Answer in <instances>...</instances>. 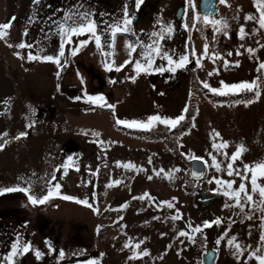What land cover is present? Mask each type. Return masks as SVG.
<instances>
[{
  "label": "rangeland",
  "instance_id": "1",
  "mask_svg": "<svg viewBox=\"0 0 264 264\" xmlns=\"http://www.w3.org/2000/svg\"><path fill=\"white\" fill-rule=\"evenodd\" d=\"M152 3L155 9L144 19L137 18L135 10L148 9ZM227 3L231 7L215 0V11L208 14L199 10L198 0H141L139 7L137 0H39L38 4L0 0V24L15 17L10 34L0 40V143L8 141L0 150V189L30 188L36 196H43L55 175L53 183L62 185V195L92 205L55 196L45 204L33 205L22 191L0 195V264H202L208 249L214 252L212 264H257L248 255L257 248L264 251L260 242L264 213H251L247 207L243 213L236 207L225 208V203L234 202L221 194L223 188L216 191L217 183H209L214 177L234 180L238 188L241 178L227 175L229 161L222 153L231 156L241 144L247 151L234 168L242 170L244 164L264 161V70L257 71L264 63V29L257 31L258 23L245 19L249 14L259 16L254 0ZM178 4L182 13L176 18ZM69 13L90 14L102 48L96 47L90 34L73 36L72 43H67L60 26ZM197 16L200 22L193 27ZM205 16L227 20V35L205 25ZM125 18L132 21L131 31L117 32L113 47V26L123 25ZM169 26L171 32L166 30ZM241 26L248 33L244 39L239 38ZM153 33H161L163 39ZM84 40L89 43L72 55V49ZM21 42L32 47H15ZM62 43L65 56L60 59L66 65L62 69L52 62L27 59L29 54L57 56ZM149 45L158 46L161 55L166 53L174 60L188 55L191 62L174 73L141 72L132 82L135 62L145 63L143 54L151 51ZM205 45L211 58L201 56ZM248 48L254 53L249 54ZM153 55V69L169 67L166 59ZM129 60L132 63H126ZM257 77L260 99L247 106L243 102L254 99L253 92L218 95L204 87L206 82L210 88L222 89L221 81L231 85ZM88 97H103L104 101L92 102ZM216 99L239 101L215 103ZM101 103L115 105V110ZM182 114L185 120L174 129L154 122L150 130L132 127L136 131L130 132L116 123L117 119L147 122L154 115L174 119ZM24 132L26 136L16 139ZM224 142L227 148L218 151L213 147ZM213 156L221 164L219 172L212 164ZM193 157L205 166L198 178L189 173ZM127 164L135 168L123 167ZM146 193L155 199H136ZM201 193L209 196L202 198ZM165 201L174 207L168 208ZM177 214L182 218L170 219ZM246 214H252V219ZM216 218L223 222L203 229L206 240L200 234H194V243L179 236L181 231L193 235L189 224L195 227ZM225 232L227 236L217 245ZM233 236L247 249L239 258L227 244ZM137 243L138 249L125 247ZM14 244L18 249L27 244L29 250L13 256ZM143 251L150 255L129 259Z\"/></svg>",
  "mask_w": 264,
  "mask_h": 264
},
{
  "label": "snow or ice",
  "instance_id": "2",
  "mask_svg": "<svg viewBox=\"0 0 264 264\" xmlns=\"http://www.w3.org/2000/svg\"><path fill=\"white\" fill-rule=\"evenodd\" d=\"M141 0H137V7H139ZM34 3H39V0H34ZM220 3L225 4L227 7H231V5H229L227 3V0H220ZM254 6L257 7V10L259 12V16H254V15H247L245 17L246 20L249 21H253L255 20L258 25H259V29H257V31L264 29V0H254ZM90 14L88 13H83V14H79V13H69L64 20V23L61 24L60 26V31L63 34L64 37L67 38V43L71 44L72 43V37L73 36H80V35H86V34H90L92 37H94L95 39V44L96 47L102 48V44H101V40H100V36L97 35L96 33V25L95 22L89 18ZM125 17H127V9L125 8ZM77 18L79 19V23H77ZM15 20V17L12 18V21ZM12 21H9L8 23H4V24H0V40L5 39L10 33L9 30L12 27ZM71 21V23L69 24L68 22ZM200 22V17H194V21H193V27H195L196 23ZM132 23V21L130 19L125 18V20L123 21V25L121 24H116L113 26V31L111 33L112 38H113V44L112 46L114 47V41H115V36L117 34V32H123V33H127L129 31H131V29L128 27V25H130ZM203 23L205 25L210 24L213 26L214 31L215 32H221L223 31L224 35H227V28H228V22L227 20H209V18L207 16H205L203 18ZM168 32H171V27L169 26L166 29ZM24 35H27V33L25 32ZM152 35L155 36H160V39H163V35L161 33H153ZM248 35V33L245 31V28L243 26L240 27L239 29V38L240 39H244L245 36ZM89 43L88 40H84V41H80V47L79 48H73L71 54L72 55H76L79 51L80 48L85 47L87 44ZM9 47H13V45L9 44ZM143 47V45H141ZM262 47H264V45H261ZM15 47H18L20 49H24V48H28V47H32L31 45H28L24 42H21L17 45H15ZM241 47H243V45H241ZM128 48L131 49V52L135 51V47L132 44L128 45ZM149 49H151V51L146 52L143 54L145 63H141L140 61H136L135 65H134V70L136 75L131 77L132 82H135L136 78L141 74V72L143 73H148L150 70H155V71H159V72H163V71H170V72H175L177 69L180 68H185L187 66L188 63H190L191 61L189 60V56L188 55H184L182 57L179 58V60H174L172 56L167 55L166 53L161 55V51L160 48L157 46L155 48H152L151 45L148 46ZM254 49L252 48H248L247 52L249 54L254 53ZM131 52L129 53L131 55ZM155 56H160L162 59H166L168 62L169 67L164 68V67H158L153 69V65H154V55ZM237 54H241L239 51L237 52ZM17 55H19V53H17ZM106 55H113V53H106ZM193 56H195V52L193 51L192 53ZM216 58H221L219 56V53H215L213 54ZM229 56L232 55L231 52L228 53ZM65 56V44L62 43L60 46V50L57 56H52V55H48V56H34L29 54L27 59L29 61H33V60H42L44 62H52L54 64H56L58 67H60L61 69L66 66V65H62L61 64V57ZM201 56L203 58H211L209 56V47L208 45H205L203 52L201 53ZM23 58V57H21ZM213 62H215V60H213ZM126 63H132L131 60L127 61ZM196 63L198 65H200L202 67L201 64V60L200 58L196 59ZM124 65H121L120 67H116L115 70L116 71H120L121 68ZM228 62L225 61L224 67L227 68ZM236 66H239L238 62L236 64ZM108 70L112 71V65H108ZM262 70H264V63H260L259 67L257 69L258 72H261ZM214 73H209V75H213ZM57 75L59 76V72L57 73ZM259 81V77H257L256 80L251 81V82H241V83H237V84H225L223 81H221V84L223 85L222 89H218V88H210V85L208 83H204V87L205 88H209L211 92H213L214 94H218V95H228V94H239L241 92H253L254 94V99L252 100H248V101H244L243 103H245V106L250 105L252 103L257 102L260 99L261 96V91H260V84L258 83ZM112 83H115V81H112ZM75 99L79 100L80 97H76ZM88 100L92 101V102H96V101H104L103 97H88ZM101 107H108L110 109H113V111L115 110V105H111V104H105V103H101L100 104ZM184 112H187V108L184 109ZM185 115H180L174 119L172 118H162L159 115H154L152 117L148 118L147 122H142V121H125V120H116V123L118 125H124L126 127L132 128V127H138V128H143L145 130H150L152 127L155 126L154 122H158L160 124H163L169 128H175L177 127L182 121L185 120ZM195 125L193 124V127ZM28 127H32V125H28ZM87 134V133H85ZM93 135L99 137L101 134L99 132H93ZM4 136H7V133L3 134ZM27 132L21 133L20 136L16 137V139H19L21 136H26ZM214 135L216 137L220 136L219 132H215L214 130ZM8 141H4V143H0V150H3L4 145L7 143ZM100 143H104L103 141H100ZM229 145L227 142H224L222 144H213V147L216 148L218 151L222 148H227ZM247 151V148L241 144L237 150L231 154V156H228L227 153H222V155L225 156V158L229 161L226 165V170H227V175L228 176H239L241 178V183L239 184L238 188H234V184L235 181H225L222 179H217V178H213V180H210L209 183H212L213 181L215 183H217V185H219L220 187L218 189H216V191H220V188H223V192L221 193L222 195H224L225 197H227L229 200L233 201L234 203H225L224 207L225 208H239L240 211L243 213L245 211V208H249L251 213H254L255 211H260L262 213H264V184L260 183V181L264 180V161H259V162H254L252 164H244L243 169H236L233 167V165L236 163L237 160L241 159L244 152ZM194 159H199L196 157H193ZM72 158L69 157V160H71ZM212 164L215 167V169L219 172L221 171V164L219 162H217L216 157L213 156L212 157ZM117 166H121L119 164V162L117 163ZM65 169L64 174L67 175V165L63 166ZM123 167L125 168H135V165L132 164H127V165H123ZM77 171L79 170L78 168L76 169ZM57 171H59V169H57ZM162 171V170H161ZM177 171H179V169H177ZM95 174V173H93ZM250 174V175H249ZM157 175H159V173H157ZM57 177L55 175H53L51 177V180L48 181L49 183V188L46 192V194H44L43 196H36L35 194H33L31 192L30 188H20V187H16V188H5V189H0V195L6 193V192H13V191H22L25 192L28 195V199L29 201L33 204V205H42L47 203L50 199H52L54 196L55 197H60L64 200H68V201H74L76 203H81L84 204L88 207H92L91 204L88 203L87 200H80L79 198L73 197V196H69V195H62L61 194V187L62 185L60 183H53V181H56ZM149 179H152V177H149ZM117 185L119 183H121L120 181H116L115 182ZM249 184L251 185V190L249 191ZM113 185H108V187H111ZM255 197H258V199H254ZM151 199L154 200V197H151L149 194H145L144 196H140V197H136V199ZM164 204L167 205L168 208H173L174 205L172 202L170 201H165L163 202ZM123 207H127V205H124ZM248 219H252V214H246ZM181 215L177 214L176 216H172L170 217V219L172 220H178L181 219ZM122 219V217H121ZM156 219H159V217H156ZM262 220H264V217H262ZM223 222L222 218H216L213 221H204L202 225H197L195 227H193L191 224L188 225L189 229L191 230V233L193 235H190V233L188 231H181L179 233V236H187L189 237L191 242H195V235L194 234H200L203 239H207L206 236L203 235V229L205 228H209L212 227L213 224L215 225H220ZM262 227H264V224L261 225ZM230 230V229H229ZM227 232H225L223 234V236H221V238L217 239L216 244L219 245L221 243V240L224 239L225 236H227ZM237 241V237L233 236L231 238H229L227 240V244L230 247L235 248L236 250V255L239 258L240 256H243L244 252L247 250L246 248H242L241 245L236 242ZM260 242L261 245L264 246V233L261 234L260 237ZM135 247V248H140V244L137 243L135 245H125V247ZM170 247V246H169ZM29 250V246L27 244H25L22 248L17 247V245H13L12 248V254L13 256H16L20 253L23 252H27ZM37 257H40L41 253L39 251H37L36 253ZM60 257L63 258L64 256V252L61 250L59 253ZM150 255L149 252L147 251H143L141 253H137L136 255L129 257V259H137L140 258L141 256H147ZM9 260H12V256L8 257ZM248 259H255L257 261V264H264V251L261 250V248H257L251 252H249L248 255Z\"/></svg>",
  "mask_w": 264,
  "mask_h": 264
},
{
  "label": "water",
  "instance_id": "3",
  "mask_svg": "<svg viewBox=\"0 0 264 264\" xmlns=\"http://www.w3.org/2000/svg\"><path fill=\"white\" fill-rule=\"evenodd\" d=\"M200 6H199V10L203 13H214L215 11V0H199ZM182 13V7L179 6L176 9V18H179V16ZM133 19H135V17L133 16ZM204 163L201 159H190L189 160V173L191 176L193 177H200L203 172H204ZM201 197L202 198H206L209 195L207 194H202L201 193ZM213 257H214V252L211 249H208L204 252L203 257H202V264H212L213 261Z\"/></svg>",
  "mask_w": 264,
  "mask_h": 264
},
{
  "label": "flooded vegetation",
  "instance_id": "4",
  "mask_svg": "<svg viewBox=\"0 0 264 264\" xmlns=\"http://www.w3.org/2000/svg\"><path fill=\"white\" fill-rule=\"evenodd\" d=\"M156 1L157 0H155V3H156ZM198 3H199V0H198ZM179 5L182 7L181 4H178V5L175 6V10H176L177 6H179ZM139 8H142L143 10L139 9ZM139 8L135 10V14L137 15V18L144 19L147 16L148 13L150 14L155 9V4L154 3L149 4L148 9L145 6L139 7ZM174 15H175V13H174ZM102 84L103 83L99 80V86H102Z\"/></svg>",
  "mask_w": 264,
  "mask_h": 264
},
{
  "label": "trees",
  "instance_id": "5",
  "mask_svg": "<svg viewBox=\"0 0 264 264\" xmlns=\"http://www.w3.org/2000/svg\"><path fill=\"white\" fill-rule=\"evenodd\" d=\"M239 100L238 99H227V100H222V99H216V100H214V102L215 103H224V102H226V103H231V102H238ZM126 128H128V130H131L130 132H135L136 131V129H133V128H129V127H126Z\"/></svg>",
  "mask_w": 264,
  "mask_h": 264
},
{
  "label": "bare ground",
  "instance_id": "6",
  "mask_svg": "<svg viewBox=\"0 0 264 264\" xmlns=\"http://www.w3.org/2000/svg\"><path fill=\"white\" fill-rule=\"evenodd\" d=\"M199 6H200V3H199Z\"/></svg>",
  "mask_w": 264,
  "mask_h": 264
}]
</instances>
